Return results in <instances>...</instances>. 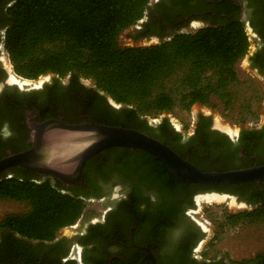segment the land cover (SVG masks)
I'll return each mask as SVG.
<instances>
[{
	"label": "flooded vegetation",
	"instance_id": "af4514ba",
	"mask_svg": "<svg viewBox=\"0 0 264 264\" xmlns=\"http://www.w3.org/2000/svg\"><path fill=\"white\" fill-rule=\"evenodd\" d=\"M0 1V159L31 146V124L47 119L67 123L96 122L82 104L104 114L124 105L97 93L88 78L46 73L23 78L13 69L4 47L5 9ZM230 18L245 23L250 38L247 65L251 78L264 82V0H151L145 16L134 24V42L160 43L179 32H196ZM99 96V97H98ZM114 102L116 104H114ZM110 107V108H109ZM95 110V109H93ZM146 132L170 145L202 170H230L264 163V116L229 132L212 113L198 112L190 123L177 124L165 112L141 116ZM16 172L36 182L50 181L85 203L81 217L62 227L52 239L29 238L0 229V264H259L252 256L229 253L208 257L211 227L197 217L207 194L234 199L238 210L225 213L230 226L264 224V180L239 184L178 181L153 154L126 147L105 149L90 157L79 178L64 182L57 176L13 165L0 180ZM200 199V202L198 201ZM260 213L262 215H260ZM231 216H239L233 222ZM252 236V235H251ZM206 246V247H205Z\"/></svg>",
	"mask_w": 264,
	"mask_h": 264
},
{
	"label": "trees",
	"instance_id": "16d2710c",
	"mask_svg": "<svg viewBox=\"0 0 264 264\" xmlns=\"http://www.w3.org/2000/svg\"><path fill=\"white\" fill-rule=\"evenodd\" d=\"M150 3L12 0L3 15L7 24L4 47L15 73L23 78L36 79L46 73L88 78L99 96L103 93L125 106L121 113L109 107L112 112L104 114L83 103L84 112L96 123L145 131L141 116L172 111L176 106L190 110L196 103L214 106L212 96L226 109L232 108L238 87L245 83L256 93L251 96L262 100L255 79L247 77L244 83L237 69L251 43L245 23L238 18L194 33L179 32L160 43L121 46V33L145 16ZM244 108L250 112V102ZM0 198L29 204L28 211L10 213L0 220V229L9 228L29 238L52 239L85 210L84 200L78 196L19 172L0 180ZM260 211L264 212V207ZM255 259L264 264V248ZM204 264L228 263L211 260Z\"/></svg>",
	"mask_w": 264,
	"mask_h": 264
},
{
	"label": "water",
	"instance_id": "95a60500",
	"mask_svg": "<svg viewBox=\"0 0 264 264\" xmlns=\"http://www.w3.org/2000/svg\"><path fill=\"white\" fill-rule=\"evenodd\" d=\"M131 30L123 38L125 45L154 44L153 42L132 41ZM246 59L243 67L251 72ZM114 104L116 103L114 102ZM192 110L193 118L198 112L212 113L217 125L229 132L237 130L240 126L227 122L216 109L206 107L203 104L196 103ZM164 112L175 123L179 124L170 111ZM29 141L31 142L29 148L16 153L10 152L0 159V173L13 165H18L43 174L57 176L60 180L69 183L79 178L85 162L90 157L108 148L126 147L153 154L172 176L184 183L199 182L226 185L259 183L264 180V163L240 169L202 170L188 159L181 157L166 142L133 127L108 125L93 121L67 123L61 119L52 118L31 124ZM226 197L220 193H214L207 194L203 198L206 201L233 205L234 199L224 200ZM198 201L200 202L199 198ZM198 208L201 209V203ZM209 233L210 230L208 235ZM152 264H157L154 258Z\"/></svg>",
	"mask_w": 264,
	"mask_h": 264
},
{
	"label": "rangeland",
	"instance_id": "374dc122",
	"mask_svg": "<svg viewBox=\"0 0 264 264\" xmlns=\"http://www.w3.org/2000/svg\"><path fill=\"white\" fill-rule=\"evenodd\" d=\"M131 29L132 27L125 29L119 36V44L121 46H127L123 43V38ZM246 57L247 56L243 57L237 66L240 78L244 80V83L247 77L251 76V72L243 67ZM254 79L261 88L263 97L261 101H259L257 97L251 96L252 93L254 95L256 93L252 87L250 89L245 83L238 87V96L232 108L226 109L224 104L216 96H212L211 98V102L214 106L206 104H204V106L216 109L218 113L231 124L241 125L242 123L260 120L264 116V82L257 78ZM248 102L251 104L250 112L244 108ZM193 106L190 110H185L180 106H176L170 112L175 116L180 125L190 123L193 120ZM159 115L160 114L155 115L154 113L148 114L149 117H157ZM243 119L245 121H242ZM29 208L30 206L26 201L0 198V220L7 214L23 213L28 211ZM229 210L238 209L236 206L224 202L204 201L201 203V209L197 217L204 225L211 227L207 239L213 236L206 249L207 256L212 257L226 252L235 258H241L244 256H252L254 253L262 250L264 248V224H238L230 226L224 220L225 213Z\"/></svg>",
	"mask_w": 264,
	"mask_h": 264
}]
</instances>
